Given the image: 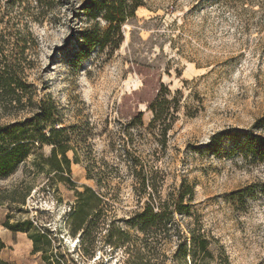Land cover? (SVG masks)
Here are the masks:
<instances>
[{"label":"rangeland","instance_id":"rangeland-1","mask_svg":"<svg viewBox=\"0 0 264 264\" xmlns=\"http://www.w3.org/2000/svg\"><path fill=\"white\" fill-rule=\"evenodd\" d=\"M102 1L135 3L0 0V45L30 86L0 125L43 104L48 117L45 142L0 177V264H264V195L231 196L264 182V163L205 149L264 117V0H135L112 29ZM158 91L166 138L150 126ZM183 186L171 230L142 231L150 197L178 201Z\"/></svg>","mask_w":264,"mask_h":264},{"label":"trees","instance_id":"trees-1","mask_svg":"<svg viewBox=\"0 0 264 264\" xmlns=\"http://www.w3.org/2000/svg\"><path fill=\"white\" fill-rule=\"evenodd\" d=\"M133 2L135 3L128 5L126 1H122L121 3L102 1L101 4H97V12H103L104 19L111 25L112 29L115 28V23L119 25L125 21L127 13L131 12L134 14L140 6V3H136L135 0ZM117 5H119V10H117ZM4 51L5 46L0 45V108L6 113L25 106L24 98L30 86L20 77V71L17 70L16 65H13L11 62L8 63ZM161 87L169 92L168 87H165L163 84H161ZM171 103L161 91H158L149 107L154 114L150 126L157 125L164 138H166L168 130L170 129L169 117L172 118L173 116L170 107ZM38 110L33 118H28L25 121L14 124L0 125V177L4 178L13 174L18 166L30 156L32 149L37 144L45 142L46 135L44 132L46 130V123L48 122V117L44 114L45 105H41ZM35 131L42 134L43 138L41 141L33 133ZM261 131H264V117L259 119L249 131L233 129L213 135L205 149L214 155L223 154L226 157L241 156L253 164H263L264 135L258 133ZM52 133L58 135L60 132L52 131ZM51 145L53 146L51 160L54 159L58 162L56 167L60 168V165L65 164L67 170L70 171V160L66 156V147L56 142L51 143ZM58 150H61L59 154L63 156V161L58 160ZM254 191L264 195V182H259L253 186L237 191L231 196H250L251 192ZM90 193L92 191L89 189H86L83 193H78L76 196L78 199L77 208H81L85 197ZM189 194H191L190 187L183 186L178 193L180 196L178 201H175V199L163 200L160 196L155 198L151 196L150 201L146 203L144 212L137 215V222L142 224L141 230L148 231L156 229L165 233L170 231L175 213L182 214L188 209V206L184 204V198ZM5 226L13 232L19 230L16 225L6 223ZM192 242L193 250L200 249L204 252L206 251L205 241H199L196 237H193Z\"/></svg>","mask_w":264,"mask_h":264}]
</instances>
